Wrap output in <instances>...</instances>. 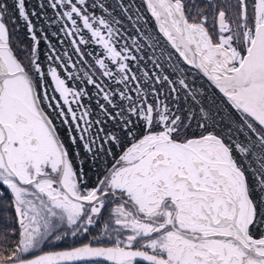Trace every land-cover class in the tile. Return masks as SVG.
<instances>
[{"label": "snow or ice", "instance_id": "obj_1", "mask_svg": "<svg viewBox=\"0 0 264 264\" xmlns=\"http://www.w3.org/2000/svg\"><path fill=\"white\" fill-rule=\"evenodd\" d=\"M0 264H264V0H0Z\"/></svg>", "mask_w": 264, "mask_h": 264}, {"label": "trees", "instance_id": "obj_2", "mask_svg": "<svg viewBox=\"0 0 264 264\" xmlns=\"http://www.w3.org/2000/svg\"><path fill=\"white\" fill-rule=\"evenodd\" d=\"M34 3H35V0H29V6H31V4H34ZM18 28H19V31L16 32V34H15L16 38L19 39V41L21 42L22 45L30 44L31 41H30L29 37L27 36L26 29L24 28V25L22 23H19ZM41 49H42V51L44 49L43 43L41 44Z\"/></svg>", "mask_w": 264, "mask_h": 264}]
</instances>
